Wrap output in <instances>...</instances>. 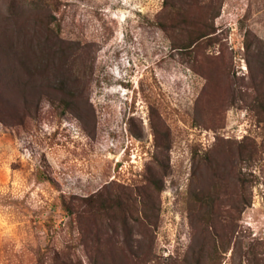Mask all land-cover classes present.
<instances>
[{"label": "rangeland", "instance_id": "1", "mask_svg": "<svg viewBox=\"0 0 264 264\" xmlns=\"http://www.w3.org/2000/svg\"><path fill=\"white\" fill-rule=\"evenodd\" d=\"M0 264H264V0H0Z\"/></svg>", "mask_w": 264, "mask_h": 264}, {"label": "clouds", "instance_id": "2", "mask_svg": "<svg viewBox=\"0 0 264 264\" xmlns=\"http://www.w3.org/2000/svg\"><path fill=\"white\" fill-rule=\"evenodd\" d=\"M128 83L129 82H126V84H128ZM126 84H125V86H123L122 83H120L121 89L129 88V85H126Z\"/></svg>", "mask_w": 264, "mask_h": 264}, {"label": "bare ground", "instance_id": "3", "mask_svg": "<svg viewBox=\"0 0 264 264\" xmlns=\"http://www.w3.org/2000/svg\"><path fill=\"white\" fill-rule=\"evenodd\" d=\"M213 120H214V122H217L218 121L215 117L213 118Z\"/></svg>", "mask_w": 264, "mask_h": 264}, {"label": "trees", "instance_id": "4", "mask_svg": "<svg viewBox=\"0 0 264 264\" xmlns=\"http://www.w3.org/2000/svg\"><path fill=\"white\" fill-rule=\"evenodd\" d=\"M126 84V83H125ZM126 85H128V84H126Z\"/></svg>", "mask_w": 264, "mask_h": 264}]
</instances>
